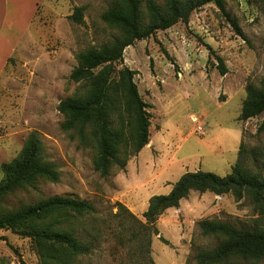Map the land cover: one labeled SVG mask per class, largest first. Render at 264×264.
<instances>
[{"label": "rangeland", "instance_id": "obj_1", "mask_svg": "<svg viewBox=\"0 0 264 264\" xmlns=\"http://www.w3.org/2000/svg\"><path fill=\"white\" fill-rule=\"evenodd\" d=\"M226 3L236 22L209 4L188 23L126 48L119 67L136 72L139 92L152 106L150 143L123 169L115 167L103 176L95 170L92 146L63 129L58 106L82 86L70 79L77 55L118 35L102 19L112 0H30L29 5L17 0L12 13L22 41L0 77V180L1 164L19 154L31 132H39L60 180L19 192L10 203L71 196L93 204L95 212L80 230L92 251L81 264H198L196 253L217 244L202 233L201 221L264 225V214L250 200L210 192H192L178 208L165 211L156 223L157 235L142 225L151 197L170 193L185 173L229 174L241 143L250 151L247 165L264 176V116L240 119L248 89L260 88L264 81V0ZM32 11L35 21L27 27ZM126 210L134 215V225ZM0 264L41 262L30 239L0 230Z\"/></svg>", "mask_w": 264, "mask_h": 264}, {"label": "trees", "instance_id": "obj_2", "mask_svg": "<svg viewBox=\"0 0 264 264\" xmlns=\"http://www.w3.org/2000/svg\"><path fill=\"white\" fill-rule=\"evenodd\" d=\"M212 4L231 22L226 0H112L102 19L118 32L108 43L77 55L70 79L82 86L61 101L58 110L64 116L63 129L74 131L83 144L95 150V170L103 176L118 167L150 143L151 104L145 102L135 82L136 72L119 65L124 51L137 41L150 38L179 22L188 23L191 15ZM75 17L82 19V9ZM222 74L227 69L220 57ZM264 116V81L260 88H249L240 119L248 121ZM261 131L264 132V123ZM250 151L241 143L239 157L226 176L212 172H187L173 185L170 193L151 197L142 223L148 234H159L156 223L171 208H178L192 192L231 194L236 200L248 199L264 214V176L252 171ZM0 230L30 239L41 264H81L92 247L80 237L86 220L95 212L88 201L71 196L41 198L35 203L14 206L10 198L19 192L38 191L41 182L57 183L59 167L47 159L41 134L31 132L19 154L1 164ZM125 209V208H124ZM130 225L135 217L126 210ZM202 233L217 240L213 248L199 250L198 264H258L264 261V225L244 226L219 219L199 223ZM145 234V233H141Z\"/></svg>", "mask_w": 264, "mask_h": 264}, {"label": "crops", "instance_id": "obj_3", "mask_svg": "<svg viewBox=\"0 0 264 264\" xmlns=\"http://www.w3.org/2000/svg\"><path fill=\"white\" fill-rule=\"evenodd\" d=\"M29 1L27 0L28 5ZM16 3L17 0H0V77L5 72L17 45L22 41V33L16 37V19L12 13ZM35 14L33 11L28 13L27 27L35 21Z\"/></svg>", "mask_w": 264, "mask_h": 264}, {"label": "built area", "instance_id": "obj_4", "mask_svg": "<svg viewBox=\"0 0 264 264\" xmlns=\"http://www.w3.org/2000/svg\"><path fill=\"white\" fill-rule=\"evenodd\" d=\"M202 128L200 127V130H201Z\"/></svg>", "mask_w": 264, "mask_h": 264}]
</instances>
